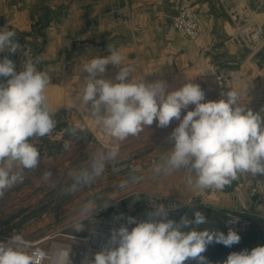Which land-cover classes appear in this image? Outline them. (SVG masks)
Returning <instances> with one entry per match:
<instances>
[{
  "label": "crops",
  "instance_id": "obj_1",
  "mask_svg": "<svg viewBox=\"0 0 264 264\" xmlns=\"http://www.w3.org/2000/svg\"><path fill=\"white\" fill-rule=\"evenodd\" d=\"M261 1L191 0L201 34L196 41H190L174 24L176 0H0V24L8 22L16 35L27 37L43 61L38 70L50 78L47 95L56 121L50 135L30 141L40 154L38 167L25 169L23 182L0 197V201L23 204L15 210L10 206L0 208V233L8 236L0 237V242L11 243L14 236L36 240L55 229V223L70 213L66 205L77 201L75 196L63 195L73 183L70 173L87 167L95 152L113 144L89 110L77 100L87 75L82 65L110 55L109 46L124 57V66L133 69V79L146 83L164 80L167 92L178 90L188 82L199 84L205 101L224 98L217 93L215 83V66L220 63L234 75L229 90L242 92L239 103L246 110L264 116L261 111L264 109V42L253 47L243 41L237 30L244 17L254 14L262 22L264 32ZM69 63L74 64L71 73L65 70ZM106 68L105 78L114 79L119 69L112 65ZM194 107L189 105L187 110H182L181 119ZM178 124L173 119L168 127L160 128L154 121L135 136L140 141L136 148L142 150L140 157L133 159L146 161L156 157L157 161L140 171L124 173L128 186L117 191L113 199L133 192L162 193L177 199L195 197L200 212L208 220L200 226L201 230L209 228L225 235L229 231L225 226L226 213L242 212L254 219V225L248 233L239 234L240 242L231 247L213 242L202 255L208 264H217L232 252L251 251L264 240V192L258 196L250 194L252 175L238 174L222 190L207 193L187 185L189 173L184 169L171 174L154 172V166L170 150L168 138ZM70 127L78 128L76 136L67 134L65 130ZM65 141L71 143L67 151L63 147ZM122 143L119 148L123 147ZM129 158L119 153L116 161L111 162L113 170L125 172ZM47 171L52 173L50 180L44 179ZM132 175L140 177L139 181H130ZM43 186L47 187L44 192ZM31 188L35 193H31ZM23 192H29V197H22ZM45 203L60 206L38 212L39 205Z\"/></svg>",
  "mask_w": 264,
  "mask_h": 264
},
{
  "label": "clouds",
  "instance_id": "obj_2",
  "mask_svg": "<svg viewBox=\"0 0 264 264\" xmlns=\"http://www.w3.org/2000/svg\"><path fill=\"white\" fill-rule=\"evenodd\" d=\"M5 51L15 54L22 47L15 31L0 29V53ZM109 52L106 57H96L82 65L87 75L77 100L89 110L113 144L95 152L87 167L70 173L73 183L68 193L90 186L102 177L106 165L116 161L120 143L129 136L138 135L154 121L160 128L168 127L173 119L179 124L168 138L170 150L154 166L156 174L184 169L189 173L187 185L198 190H222L238 174H264V116L246 110L239 103L242 92L229 90L218 101H205L200 85L191 82L167 92L164 80L146 83L133 79V69L123 65L120 52L111 46ZM23 54L19 72L13 60L7 56L0 59V197L23 182L25 169L38 167L40 154L30 141L50 135L56 126L47 95L50 78L38 70L39 57ZM108 65L119 69L114 79L105 78ZM189 105H194V109L181 119L182 110H187ZM65 131L76 136L78 128ZM63 147L67 151L71 143L65 141ZM51 177V171L44 173L45 180ZM128 179L138 182L140 177L132 175ZM127 186L126 181L119 185L121 189ZM98 207L95 201L83 204L73 230H84V221ZM170 209L160 204L154 206L146 220L138 222L129 217L128 224L135 227L113 229L107 244L94 255L91 264H185L189 260L208 264L202 253L209 244L231 247L240 242V235L231 229L226 235L209 228L201 230L200 226L208 220L200 211L194 213V219L185 214L177 223L167 218ZM27 248L20 236L12 237L11 243L0 242V264H40L39 258L44 253L29 252ZM223 264H264V246L232 252Z\"/></svg>",
  "mask_w": 264,
  "mask_h": 264
},
{
  "label": "built area",
  "instance_id": "obj_3",
  "mask_svg": "<svg viewBox=\"0 0 264 264\" xmlns=\"http://www.w3.org/2000/svg\"><path fill=\"white\" fill-rule=\"evenodd\" d=\"M8 2L10 0H2ZM264 7V0L260 3ZM176 13L174 15V24L176 28L190 41H196L201 34V27L195 17L191 0H176ZM0 29L12 30L8 22L0 24ZM239 35L245 43L251 46H258L264 42L263 24L254 14H249L243 18V21L237 26ZM22 51L35 58L41 57L24 35L17 34ZM10 54L7 51L0 53V59L7 56L13 60L16 71L22 70L24 61L23 52ZM230 69L223 67L220 63L215 66V83L219 95L226 94L229 90L230 81L233 78ZM156 157H151L146 161L131 159L126 165V173L140 171L148 163H155ZM251 175L243 173V175ZM253 183L250 187V194L258 196L264 192V174L253 176ZM210 193L216 189H203ZM163 204L165 207L172 208L168 211V219L179 223L182 216L187 214L189 219H194V213L199 208V203L195 197L183 199L172 198L162 193H130L122 197L113 199L93 213L92 217L85 220L88 224V230L82 234L70 233L64 231L65 227H58L50 230L36 240L21 239L24 245H27L30 252L40 251L44 256L40 259V264H91L94 255L101 251L107 244L113 229L121 226H127L129 230L135 227V224H128V218L133 217L138 222L148 219V214L154 211V206ZM230 220H233L229 223ZM254 225V219L246 216L242 212H227L225 226L229 230H234L238 234L248 233ZM62 236L66 239L60 240ZM1 238H7V235L1 234ZM69 240V241H67ZM185 264H197L196 261L189 260Z\"/></svg>",
  "mask_w": 264,
  "mask_h": 264
},
{
  "label": "rangeland",
  "instance_id": "obj_4",
  "mask_svg": "<svg viewBox=\"0 0 264 264\" xmlns=\"http://www.w3.org/2000/svg\"><path fill=\"white\" fill-rule=\"evenodd\" d=\"M43 63V61H41V64ZM69 65L65 70L68 73L72 72V68H73V63H69L67 64ZM73 95H76L77 93H72ZM80 93H78L79 95ZM138 138L135 136H129L125 141H123V147L119 148V153L123 152V156L129 158L131 156V154L133 153L134 155H132V157L129 158V161L135 157H140L141 154V150L142 148H136L140 143V141H137ZM104 142H106L104 140ZM109 146H103L102 150L107 149ZM144 147L146 148L147 145H144ZM90 149V148H89ZM150 151H152V149H148ZM86 151V150H85ZM145 152H147V149H145ZM88 153V149L86 151V154ZM139 153V154H138ZM123 161H128V159H125ZM122 161V162H123ZM156 163V162H155ZM123 171H114L113 170V166L111 165V162L108 163L106 165V169L105 172L103 174L102 177L98 178L93 184H91L90 186H84L82 188H80L78 191H76L75 193H68L66 188V192L63 193L64 196L67 197H73L75 196V198H77V201H72L73 203L71 204H67V208H69V215L65 217V219H63L62 221H60V223H58V221L55 223V228L58 227H65L64 231L70 232V233H76V234H82L85 233L88 230V224L86 221H84V230L82 231H74L73 230V225L74 223L79 219V212L81 209V206L83 204H85L88 201H95L97 203V205H99L98 208L102 207L103 205L107 204L108 202L113 200V196L117 191H123L124 189H121L119 187L118 182L119 181H124L125 180V176H123L124 173H126V170ZM45 188L47 189L46 186H43L42 191H45ZM32 191L31 193H35V190L33 188H31ZM41 191V193H42ZM64 191V190H63ZM57 192H54V195H56ZM29 192L28 193H22V197H29ZM57 195H60V193H58ZM109 197H111L112 199H109ZM74 198V199H75ZM5 199V198H3ZM8 199L12 200V196H9ZM7 201V200H6ZM24 201V200H22ZM23 205L20 204L19 202H12V203H8L5 202L4 200L0 201V208L1 207H14L13 209H19V207ZM59 204H52V203H45L43 205H39V210L38 212H45L50 210V208H56L59 207ZM66 208V209H67ZM197 211H201L199 210V208L197 209ZM69 225V226H67ZM60 240H65L66 239L62 236L59 237ZM69 241V240H67ZM262 244V242L259 243V245ZM258 245V246H259ZM224 261H217V264H223Z\"/></svg>",
  "mask_w": 264,
  "mask_h": 264
},
{
  "label": "water",
  "instance_id": "obj_5",
  "mask_svg": "<svg viewBox=\"0 0 264 264\" xmlns=\"http://www.w3.org/2000/svg\"><path fill=\"white\" fill-rule=\"evenodd\" d=\"M259 246H264V240H263L262 244H260Z\"/></svg>",
  "mask_w": 264,
  "mask_h": 264
}]
</instances>
